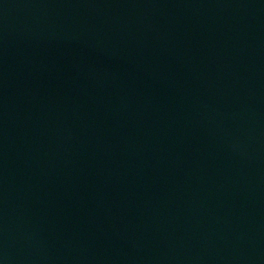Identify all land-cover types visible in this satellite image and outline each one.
Listing matches in <instances>:
<instances>
[{
    "label": "water",
    "instance_id": "obj_1",
    "mask_svg": "<svg viewBox=\"0 0 264 264\" xmlns=\"http://www.w3.org/2000/svg\"><path fill=\"white\" fill-rule=\"evenodd\" d=\"M0 264H264V0H0Z\"/></svg>",
    "mask_w": 264,
    "mask_h": 264
}]
</instances>
